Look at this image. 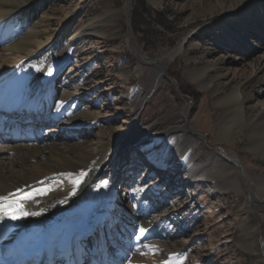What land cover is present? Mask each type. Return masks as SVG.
Wrapping results in <instances>:
<instances>
[{
	"label": "bare ground",
	"instance_id": "1",
	"mask_svg": "<svg viewBox=\"0 0 264 264\" xmlns=\"http://www.w3.org/2000/svg\"><path fill=\"white\" fill-rule=\"evenodd\" d=\"M44 1L0 0V116L6 127H29L44 134L41 146L0 136V197L5 198L0 199V223L8 221L9 226L0 237V248L20 239L33 243L49 228L48 254L55 264L73 235L82 237L81 246L99 264H108V259L117 264H181L178 256L187 246L182 238L191 225L187 221L184 228L172 227L173 216L183 215L180 196L174 193L180 188L184 197L190 196L209 187L207 177L215 174L232 191L244 193V230L226 242L235 241L234 246L255 253L264 264V194L246 171L240 173V159L222 148L214 147L218 153L210 152L196 174L168 189H161L156 174L165 168L162 154L139 160L136 171L129 172L130 199L126 202L117 194L129 151L139 144L149 154L155 141V134L132 136L127 129L108 143L102 129L93 130L103 107L90 103L89 77L81 61L89 60L87 35L110 29L118 15L83 26L74 35L73 17L68 16L50 32V19L40 16ZM197 2L207 3L215 18V41L207 49L206 65L188 67V78L215 96L242 75L232 73L233 67L247 71L245 82L218 102L217 137L227 140L247 130L248 150L264 161V0ZM186 53L181 45L177 52L152 60L158 67L154 78L166 76L167 66L179 55L187 62L195 60ZM188 113L185 108L179 121L170 124L167 136L170 141L205 145L207 137L191 129ZM111 145L114 156L105 154ZM141 227L145 233L137 241Z\"/></svg>",
	"mask_w": 264,
	"mask_h": 264
},
{
	"label": "rangeland",
	"instance_id": "2",
	"mask_svg": "<svg viewBox=\"0 0 264 264\" xmlns=\"http://www.w3.org/2000/svg\"><path fill=\"white\" fill-rule=\"evenodd\" d=\"M50 1L45 0V6L40 10V16L50 19V32L60 19L68 16L73 17L70 30L74 35L83 26L118 15L110 24L111 28L104 30L105 33L87 35L89 49L86 55L89 60L81 61L86 65L89 77L90 103L98 102L103 107L100 124L93 130L102 129L108 143L120 131L127 129L132 136L155 134V141L149 154H145L144 147L139 144L129 151L117 194L122 195L126 202L130 199L129 172L133 168L136 171L139 160H152L162 154L165 168L161 173L157 169L156 174H160L158 183L161 189H168L175 186V181L181 183L185 177L196 174L197 166L206 164L209 153L217 152L214 147L222 148L235 160L240 159V173L244 175L246 171L255 181L257 190L264 194V161L248 150L251 139L247 130L227 140L217 137L216 131L220 112L218 102L235 85L245 82L247 71L242 66L233 67L232 73L240 72L242 75H237L233 83L215 96L198 88L187 75L188 67L202 68L206 65L207 49L215 41V18L207 3L203 5L198 0H162L158 5L152 0ZM181 45L187 56L195 60L187 62L184 55H179L167 66L166 76L154 78L158 67L152 60L177 52ZM142 55L148 60L142 59ZM67 70V66L63 68L61 78ZM185 108L189 110L191 129L207 137L205 145L170 141V136H167L170 124L179 121ZM248 111L253 112L251 108ZM196 139L200 141L198 137ZM108 150L105 154L115 155L114 146ZM214 159L212 165L215 167L217 159ZM207 178L210 186L201 187L190 196L184 197L180 188L174 193V196H180L183 215L173 216L172 227L184 228L187 221L191 225L188 236L182 238L187 246L178 256V262L262 264L255 253L234 246L235 241L226 242L239 238L244 230V193L232 191L218 175L209 174Z\"/></svg>",
	"mask_w": 264,
	"mask_h": 264
},
{
	"label": "snow or ice",
	"instance_id": "3",
	"mask_svg": "<svg viewBox=\"0 0 264 264\" xmlns=\"http://www.w3.org/2000/svg\"><path fill=\"white\" fill-rule=\"evenodd\" d=\"M0 199H5V198L4 197H0ZM11 218L12 219H16L17 216L16 215H12ZM138 232H139V235H137L135 238H136L137 241H140L142 236L145 233V229L141 227V228L138 229Z\"/></svg>",
	"mask_w": 264,
	"mask_h": 264
}]
</instances>
